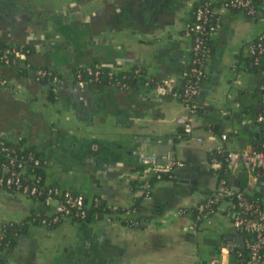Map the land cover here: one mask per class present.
Segmentation results:
<instances>
[{
	"label": "crops",
	"instance_id": "1",
	"mask_svg": "<svg viewBox=\"0 0 264 264\" xmlns=\"http://www.w3.org/2000/svg\"><path fill=\"white\" fill-rule=\"evenodd\" d=\"M84 1L0 0V41L29 48L32 63L0 68L15 89L0 87V134L41 152L46 181L97 195L108 207L127 208L140 195L149 174L138 149L171 151L183 164L153 184L151 199L142 196L140 224H123L121 216L92 218L81 228L70 219L51 228L29 224L23 233L27 253L20 256L11 248L3 254L5 264H231L223 240L232 231L227 219L215 215L209 224L193 225L179 211L193 208L214 188L208 157L218 134L227 131L230 146L248 140L241 108L245 93L255 91V78L233 65L241 42L254 36L259 24L221 10L214 49L189 110L148 87L88 81L78 86L70 70L75 62L95 58L113 71L137 67L148 76L176 74L190 50L182 24L197 0ZM39 64L60 71L52 97L34 72ZM183 122L194 138L167 143ZM157 144L170 149L157 150ZM39 208L28 196L0 190V225Z\"/></svg>",
	"mask_w": 264,
	"mask_h": 264
},
{
	"label": "built area",
	"instance_id": "2",
	"mask_svg": "<svg viewBox=\"0 0 264 264\" xmlns=\"http://www.w3.org/2000/svg\"><path fill=\"white\" fill-rule=\"evenodd\" d=\"M222 9H235L259 24L256 34L241 42L238 53L250 58L252 75L257 80L255 89L260 95L258 103L261 104L254 118L252 120L242 118L240 125L247 126L251 121L260 123L264 121V65L262 63L264 59V0H201L194 7L192 20L186 19L182 24V34L190 40V66L179 74H170L154 80L143 74L137 67H134L132 71L141 77L145 84L152 81L151 89L156 93L177 98L189 110H192L204 75L205 61L209 57V47L205 40L212 38L219 28ZM27 50V48L18 50L13 44L0 48V65H8L16 59L24 58ZM236 60L240 69L247 68L243 60L241 62ZM97 68L85 66L84 70L88 79L82 78L78 72L75 75V83L82 86L87 81L98 80ZM236 69L237 67L233 65V70ZM34 72L41 76L45 70L36 67ZM179 80H183V83L181 89L177 90ZM59 81L60 77L56 75L51 77L49 89L52 92H55ZM109 84L119 88L128 86L121 78L109 81ZM0 87L15 92L14 86L6 77H0ZM227 96H230V93H227ZM181 127L182 135L176 132L173 136H167V143H172L174 138H194L188 122H183ZM228 137L227 131H221L218 134L219 142L213 146L209 158L216 183L211 192L193 207L195 214L191 219L193 225H199L203 222L209 224L215 215L223 216L229 222L232 231L241 235L240 246L231 251V264H264V183L257 182L258 178H264V133L257 136L255 141L248 139L241 146L226 144ZM17 143L18 140H10L0 134V190L23 194L37 203L43 212V215L38 218L37 225L48 227L57 225L63 219L73 221L75 217L84 218L90 204L97 203V199L93 196L85 199L82 192L73 193L68 188L51 184L45 178H41L33 171L39 159L30 151L22 152L23 144L17 145ZM137 154L147 165L148 174H153L156 178L155 182L162 180L161 172H172L175 167L183 164L171 151H165L159 155V159L154 152H145L141 149L137 150ZM221 161L225 165V176H219L216 172ZM234 180H237V184L233 183ZM152 185L148 183L147 178L143 180V198L151 199ZM39 194H42V199L37 200L36 196ZM179 213L182 214V211L180 210ZM120 216L125 218L126 214L123 213ZM101 219L108 221L115 217L106 215ZM127 225L136 226L137 222L130 220Z\"/></svg>",
	"mask_w": 264,
	"mask_h": 264
},
{
	"label": "trees",
	"instance_id": "3",
	"mask_svg": "<svg viewBox=\"0 0 264 264\" xmlns=\"http://www.w3.org/2000/svg\"><path fill=\"white\" fill-rule=\"evenodd\" d=\"M200 2H201V0H197L193 3L192 8L190 9L189 15L186 19L192 20L194 7L197 4H199ZM230 10L238 12L235 9H230ZM205 43L209 47V56H210V54L212 53V51L214 49L212 38H208V39L206 38ZM7 45H9V43L0 41V48H5ZM14 45L18 50H22L25 48V47L19 46L18 44H14ZM27 49L28 50H27L24 58H21L18 60L16 59L15 61H13V63H10V64H16V63L22 61V62H24L23 63L24 66L32 65V63H30L27 59V55L30 53V49L29 48H27ZM190 56H191V51L189 50V55H188L187 61L179 67V70L176 74H179L182 70H186L190 66V63H189ZM238 58H239V60L244 61V64H246L247 70H250L251 72L253 71L252 66H251V68H248L249 61H250L249 56L238 55ZM262 63L264 65V59L262 60ZM10 64H8V65H10ZM234 65L236 67H238V62H236ZM2 66H4V65H0V68ZM85 66H90L92 68L98 67L97 69L99 71L98 80H96V81L91 80L88 82H101L103 84H107V83H109V81H113L115 79L121 78V80L128 85L127 88L128 87L129 88L135 87V86H140V87L142 86V87L151 88V85H152V81H149L148 84H145L144 80L141 79V77H139L133 73V71H132L133 68L126 69V70L113 71L109 67L99 65V63L96 62L95 58L86 59L84 61L75 62L74 64H72L70 74L74 80H75V75L78 72L81 74L82 78L88 79V75L85 74V70H84ZM23 67H21V68H23ZM35 67H39V68L45 70V73L39 77H40V80L43 82V84H45L47 87L48 96L52 97V94H54V93L49 89V86L51 85V77L53 75L61 77L60 71L57 69H54V68H52L46 64H39V65H36ZM47 72H49V73H47ZM121 75H123V77H121ZM0 77H4V76L0 73ZM150 77L153 80L159 78V77L154 76V75H152ZM256 81L257 80H255V82ZM182 83H183V80H179V83L177 84V88H176L177 90L181 89ZM253 92L256 93V89ZM248 110H252L254 112L253 116L251 118H246V117H243V118L252 120L254 118L255 113L258 111V109L255 108V103L253 105H250V104L243 105L241 108V112H245ZM256 123L257 122H255L251 126L248 124L246 126V128L244 129V131L248 134V136H247L248 139H250L252 141H255L257 139V136H259L258 131L260 130V128L255 126ZM177 132L180 134L182 133V127L181 126L177 128ZM20 144H22V143L20 141H18L17 145H20ZM21 151L22 152L30 151L34 156H36L39 159L38 164H36L33 167V171L36 174H38L41 178H44L45 159H44L43 155L41 154V152H39L32 145H23ZM210 156H211V154H209L208 159L210 158ZM217 157H219V156L217 155ZM216 172L218 173L219 176H225L226 169H225V165L223 164L222 161H221L220 167H218L216 169ZM171 175H172V172H161L160 178L162 180H164L166 178L171 177ZM147 181L149 184L152 185L156 181V178L154 177L153 174H150L147 178ZM40 182H41V180H40ZM70 191L73 193L78 192V191L72 190V189H70ZM150 191H152V187H151ZM143 193H144V189L141 186L140 195L137 196V198H135L133 200V203L127 208H122V207L110 208V207L106 206L105 204L101 203V201L99 200L97 195H92L93 198L97 199V203H95V204L91 203L90 204V206L86 210V215L84 218L79 219V218L75 217L72 220H73V222L78 224L79 228H81L83 226V224H85L86 222H88L92 218L101 219L103 216H106V215L108 217L118 218V216L120 214L125 213L126 217L120 220L123 224H127L130 220H132V221H136L137 225H138V224H140V217L138 215L140 212V209H141L140 200L143 196ZM84 196H85V199H88L87 195L84 194ZM36 199L37 200L42 199V194L37 195ZM181 211H182V214L187 215L190 218L194 217V214H195L194 208H181ZM42 215H43L42 209H40V208L39 209H33L30 212V214L25 219H23L21 221L3 223L0 225V264H5V259L3 256L4 252L10 251V249L14 245L17 237L24 233L26 227L29 224H37L38 218H40ZM53 226H55V225H53ZM53 226H48L47 228H51Z\"/></svg>",
	"mask_w": 264,
	"mask_h": 264
},
{
	"label": "water",
	"instance_id": "4",
	"mask_svg": "<svg viewBox=\"0 0 264 264\" xmlns=\"http://www.w3.org/2000/svg\"><path fill=\"white\" fill-rule=\"evenodd\" d=\"M89 2H91L90 0H85L82 4L85 5V4H89ZM248 68H251V64L248 65ZM261 107V104L260 103H257L255 104V108L256 109H259ZM254 122H250L249 125H253ZM244 128H246V126H244ZM156 149L159 150V149H165V150H168L170 149V146L169 145H165V144H157L156 145ZM157 159H159V155H160V152L158 151L157 152ZM258 183H264V178H258ZM234 184H237V180H234L233 181ZM260 191V189H259ZM223 240H224V243L226 244V249L229 253H231L232 249L233 248H236V247H239L240 244H241V235L235 233L234 231H231L229 233V235L227 236H224L223 237ZM28 239L27 237L25 236V234H22V235H19L12 247V251L14 253H17L18 255L20 256H23L27 253V249H28Z\"/></svg>",
	"mask_w": 264,
	"mask_h": 264
},
{
	"label": "rangeland",
	"instance_id": "5",
	"mask_svg": "<svg viewBox=\"0 0 264 264\" xmlns=\"http://www.w3.org/2000/svg\"><path fill=\"white\" fill-rule=\"evenodd\" d=\"M244 99L245 101H247L246 104L253 105L257 100H260V95L255 92L247 91L244 95ZM253 113L254 112L252 110H248L242 112L241 116L246 118H251L253 116ZM255 126L260 128V130L258 131V135H262L264 133V121L260 123H256Z\"/></svg>",
	"mask_w": 264,
	"mask_h": 264
}]
</instances>
